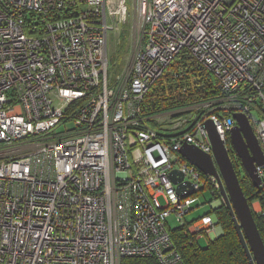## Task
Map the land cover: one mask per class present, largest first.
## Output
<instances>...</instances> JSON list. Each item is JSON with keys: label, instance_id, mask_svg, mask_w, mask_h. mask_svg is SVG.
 Here are the masks:
<instances>
[{"label": "built area", "instance_id": "obj_1", "mask_svg": "<svg viewBox=\"0 0 264 264\" xmlns=\"http://www.w3.org/2000/svg\"><path fill=\"white\" fill-rule=\"evenodd\" d=\"M127 3L0 0V264H184L167 218L176 214L197 243L221 226L211 215L187 224L220 184L182 147L212 154L206 122L225 141L242 113L264 152V0H139L138 46L113 83L109 38ZM183 51L219 80L222 97L145 116L151 87ZM257 172L260 194L264 165Z\"/></svg>", "mask_w": 264, "mask_h": 264}, {"label": "trees", "instance_id": "obj_2", "mask_svg": "<svg viewBox=\"0 0 264 264\" xmlns=\"http://www.w3.org/2000/svg\"><path fill=\"white\" fill-rule=\"evenodd\" d=\"M222 95L220 82L212 72L198 64L188 52L183 51L151 87L144 102L143 114L153 116L202 102L215 101ZM230 144L228 139L230 157L244 194L252 206L258 190L245 173L241 160L235 156ZM217 196L220 194L217 193ZM212 212L216 215L223 234L216 240H210L206 248L199 246L200 243L196 242L195 236L185 234L187 226L170 230L172 241L182 255L184 264H250L228 208L222 205ZM255 219L264 240L262 222L256 216ZM120 264H159V262L155 258L126 257L121 259Z\"/></svg>", "mask_w": 264, "mask_h": 264}, {"label": "water", "instance_id": "obj_3", "mask_svg": "<svg viewBox=\"0 0 264 264\" xmlns=\"http://www.w3.org/2000/svg\"><path fill=\"white\" fill-rule=\"evenodd\" d=\"M236 126L230 131L231 144L241 160L242 167L259 190L262 180L257 167L264 165V152L246 115H234ZM206 128L213 145V157L192 145H184L180 153L205 175L214 176L220 182L221 195L225 206L231 213L241 244L249 258L250 264H264V240L258 228L249 199L244 194L238 174L229 152L220 138L212 121L206 122ZM177 192L184 195V175L174 170L170 173ZM189 185V183H186ZM190 186V185H189ZM193 188L191 187L192 193ZM221 236V235H220ZM214 238L213 240H216Z\"/></svg>", "mask_w": 264, "mask_h": 264}, {"label": "rangeland", "instance_id": "obj_4", "mask_svg": "<svg viewBox=\"0 0 264 264\" xmlns=\"http://www.w3.org/2000/svg\"><path fill=\"white\" fill-rule=\"evenodd\" d=\"M138 1L139 0H127L128 2L127 4L129 7V14L127 20L122 25L120 32H113L109 38V47H108L109 74L111 75V79L113 83H115L118 75L121 76L130 68L134 53L138 46L139 27L141 24L140 19L138 18ZM166 112L168 111L159 114H163ZM154 116L156 115H153V117ZM148 124L152 129H154L159 133H165L170 135H174L178 133V131L163 130L162 123L158 120H151L150 122H148ZM70 129H73V125L68 123L66 125H60L53 132L55 134L56 133L60 134ZM220 196H217L216 193L215 197H213L210 191L205 192L204 196H202L201 198V202L197 203L194 206V209L188 215H186L185 217L186 221L188 223L193 222L204 216V214L210 212L211 209L215 211L218 208H220L222 205L225 206L222 195L220 194ZM159 200L163 206L166 205V201L163 197H160ZM202 203H206V204L201 205ZM254 206H257V209H259V211H262V214L261 213L257 214L256 210L254 209ZM252 209L256 218L262 222V227L264 231V192L263 191L262 193L258 194L255 200L253 201ZM216 220L218 222V219ZM166 222L170 230H175L180 227V223L177 222V216L174 213H172L167 218ZM186 229L187 231L189 230V228ZM222 234H223V229L221 227V235ZM210 240L212 239L210 238ZM199 243H200L199 246L202 248H206L208 245V242L206 241L205 238L201 239Z\"/></svg>", "mask_w": 264, "mask_h": 264}, {"label": "crops", "instance_id": "obj_5", "mask_svg": "<svg viewBox=\"0 0 264 264\" xmlns=\"http://www.w3.org/2000/svg\"><path fill=\"white\" fill-rule=\"evenodd\" d=\"M252 207H253V203H252ZM256 207V206H255ZM213 211V209H211V212ZM209 213V212H208ZM205 216H207V215H211V216H216L213 212L211 213V214H204ZM202 217H204V216H202ZM201 217V218H202ZM217 218V217H216ZM200 219V218H199ZM198 220V219H197ZM196 221V220H195ZM194 222V221H193ZM193 222H190V223H188L187 222V224H191V223H193ZM210 238L213 240L214 239V237L212 236V233H210V234H208V236H206L205 237V239H206V241L207 242H209L210 241ZM218 238V237H217Z\"/></svg>", "mask_w": 264, "mask_h": 264}, {"label": "flooded vegetation", "instance_id": "obj_6", "mask_svg": "<svg viewBox=\"0 0 264 264\" xmlns=\"http://www.w3.org/2000/svg\"><path fill=\"white\" fill-rule=\"evenodd\" d=\"M234 126H236V124L234 125ZM228 139H229V141L231 142V139H230V134L228 135ZM232 144H230V146H231ZM225 146H226V148H227V150H228V152H229V147H228V145H227V142H225ZM233 147V146H232ZM233 151L235 152V150H234V148H233ZM212 155V157H214L213 156V153L211 154ZM230 155V154H229ZM235 156H237V154H236V152H235ZM231 158V157H230ZM233 162V161H232ZM220 184V183H219ZM219 194H221V188H220V192H219Z\"/></svg>", "mask_w": 264, "mask_h": 264}, {"label": "bare ground", "instance_id": "obj_7", "mask_svg": "<svg viewBox=\"0 0 264 264\" xmlns=\"http://www.w3.org/2000/svg\"><path fill=\"white\" fill-rule=\"evenodd\" d=\"M246 114V113H245ZM255 133V132H254ZM230 134V133H229ZM220 136V135H219ZM225 142H228V136L226 137V140L224 141V144H225ZM232 146V145H231ZM211 155V154H210ZM211 157H212V155H211ZM214 158V157H213ZM207 176H211V175H207ZM212 177H214V176H212ZM215 178V177H214ZM218 181V180H217ZM219 182V181H218ZM220 183V182H219ZM254 214V213H253ZM255 217V216H254ZM185 234H186V230H185ZM186 235H190V234H186ZM191 236H194V235H191ZM195 240H196V236H195Z\"/></svg>", "mask_w": 264, "mask_h": 264}]
</instances>
